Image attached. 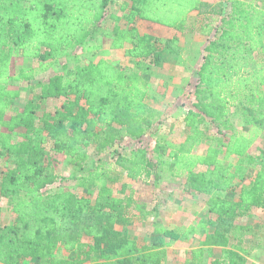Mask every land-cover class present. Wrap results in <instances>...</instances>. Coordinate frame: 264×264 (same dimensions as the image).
I'll list each match as a JSON object with an SVG mask.
<instances>
[{"label": "trees", "instance_id": "1", "mask_svg": "<svg viewBox=\"0 0 264 264\" xmlns=\"http://www.w3.org/2000/svg\"><path fill=\"white\" fill-rule=\"evenodd\" d=\"M113 1L0 0V155L13 164L0 172V198L7 200L14 216L0 227V264H22L26 258H37L38 264H163L166 248L196 230L204 238L184 264H206L213 246L222 247V256L210 264H258L248 256L264 243L245 245L253 227L233 222L254 208L264 209V165L239 188L236 199L219 193L234 192L237 171L254 165L247 151L264 129V0H228L226 14L219 6L209 15L203 8L214 6L203 0H124L119 4L122 15L109 12ZM106 17L126 22L125 28L113 25L110 48L124 49L132 67L105 59L73 69L63 64L60 72L31 84L35 100L9 112L19 96L18 89L8 87L11 80L33 81L37 71H46L102 33L100 22ZM136 20L209 37L194 100L183 118L187 133L178 142L160 138L152 147L143 144L118 152L114 162L77 175L88 161L89 146L102 151L121 136L141 140L157 121L158 110L146 101L142 60L161 62L162 50L155 37L139 33ZM174 44L168 39L164 46L176 49ZM13 56L36 59L38 65L12 73ZM47 98L63 101L54 113H43L38 124L36 109ZM231 115L248 130L222 135L216 146L210 143L203 153L196 152L205 140L213 141L200 124L208 119L221 132L230 125ZM16 130H21L19 140L14 139ZM47 140L55 153L67 158L79 186L97 188L93 202L66 189L42 193L59 179ZM166 148L170 150L165 157ZM231 156L238 157L237 163L228 161ZM164 174L184 178L192 191L208 196L206 218L182 231L156 224L152 245L139 244L126 230L115 228L132 221L129 211L136 199L132 192L114 196L108 183L123 177L157 182ZM212 215L217 220L210 230ZM60 250L70 251L73 258L58 257Z\"/></svg>", "mask_w": 264, "mask_h": 264}, {"label": "rangeland", "instance_id": "2", "mask_svg": "<svg viewBox=\"0 0 264 264\" xmlns=\"http://www.w3.org/2000/svg\"><path fill=\"white\" fill-rule=\"evenodd\" d=\"M124 0H114L109 6V12L122 15L119 10V4ZM206 4L214 6V8H203L206 14L213 13L221 7L223 13L229 10L228 0H205ZM258 4L262 0H257ZM217 16V15H216ZM217 18H219L217 16ZM102 33H99L88 42L84 47H78L73 54L68 57L59 58L46 71H37L33 81H16L9 82V88L19 90V96L12 100V112L14 109L21 108L29 100L36 99V91H33L30 86L38 80H45L50 75L61 71V66L66 64L70 69H73L78 64L95 62L99 59L106 61L116 66L132 67L133 64L129 58L125 56L124 49L110 48V32L113 25L117 24L122 28L127 27L126 22L122 19L115 22L109 17L104 18L101 22ZM218 25V23H217ZM216 25V26H217ZM136 27L141 34L152 35L156 38L158 46L162 50L161 62H155L153 58L144 59L143 72L146 74L150 91L146 97L147 103L158 110L157 121L148 130V133L140 140L130 139L121 136L114 146L99 151L96 145H91L86 149L88 161L85 167L76 174L79 175L95 166L114 162L118 152L127 153L132 147H139L143 144H149L151 147L156 140L163 138L171 142L181 141L186 133L187 128L184 125V115L193 102V87L197 80V70L202 61L204 54L203 48L208 42L209 37L199 33H180L176 30H170L155 23L136 24ZM173 40L176 49L164 46L166 40ZM90 47V49H89ZM177 50V51H176ZM38 65L36 59H25L19 56H13L11 59V72L15 73L22 66ZM63 98H47L40 102L36 109L37 122L40 124L43 113L52 112L60 108ZM234 107H231V113ZM208 136L212 138V142L205 140L199 147L195 149L198 153H203L207 146H216L222 135L229 136L234 132L246 131L249 126L241 123L237 115H231L230 125L218 131L213 123L208 119L200 124ZM21 130H16L14 139L19 140L17 135ZM43 135L45 133L42 132ZM160 141V140H159ZM45 146L49 151L50 158L59 179L56 183L47 186L42 190L43 194L56 191L58 189H66L83 195L93 202L97 188L91 185L79 186L76 179L73 178V170L69 165L67 158L61 153H55L52 150V141L47 140ZM170 149L166 148L165 157ZM254 158V165H245L242 170L237 171L236 183L238 187L234 192H220V196L236 199L239 188L247 184L254 176L256 170L264 165V129L259 136L253 141L248 151ZM237 156L228 158L232 164L237 163ZM12 159L7 156L0 155V172H5L12 167ZM201 169V167H198ZM111 192L114 196L123 197L125 194L132 192L136 199V204L129 211L131 222L129 224H117V230H126L132 237L137 238L139 244L145 243L152 245L154 226L160 225L165 228H172L179 231L187 229L189 226H195L205 217L206 200L208 196L203 193L192 191L184 178H173L164 174L157 182L152 178L130 179L123 177L115 183H108ZM146 212L145 216L142 213ZM14 219V216L7 209V200L0 198V227L9 224ZM212 224L209 225L210 230H213L214 223L217 220L215 215L210 217ZM219 223V222H218ZM233 224H245L253 227V235H246L244 244L248 247H253L259 240L264 243V209L254 208L245 216L236 219ZM203 233L196 230L195 233L189 234L186 238H181L175 241L172 245L166 248V255L163 258V264H184V261L189 257V251L198 247L199 241L203 240ZM88 241L87 238L84 239ZM222 247L213 246L207 250L206 264H210L214 258L222 256ZM248 256L249 261H254L258 264H264V247H253ZM58 257L71 259L73 255L70 251L60 250L56 253ZM37 258H26L22 264H38Z\"/></svg>", "mask_w": 264, "mask_h": 264}, {"label": "crops", "instance_id": "3", "mask_svg": "<svg viewBox=\"0 0 264 264\" xmlns=\"http://www.w3.org/2000/svg\"><path fill=\"white\" fill-rule=\"evenodd\" d=\"M203 1H205V0H203ZM144 23H152V22H148V21H145V20H136V24H144ZM156 25H159V24H156ZM160 26H162V25H160ZM162 27H165V26H162ZM165 28H167V29H170V30H174V29H172V28H168V27H165ZM189 33H187V35H188ZM150 86H149V83H148V92L150 91ZM148 96V95H147Z\"/></svg>", "mask_w": 264, "mask_h": 264}]
</instances>
